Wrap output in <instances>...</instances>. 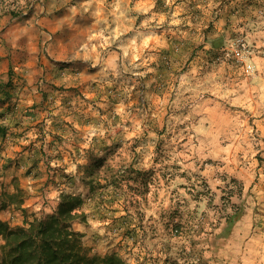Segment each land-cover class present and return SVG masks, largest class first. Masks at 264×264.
Wrapping results in <instances>:
<instances>
[{
    "label": "rangeland",
    "instance_id": "1",
    "mask_svg": "<svg viewBox=\"0 0 264 264\" xmlns=\"http://www.w3.org/2000/svg\"><path fill=\"white\" fill-rule=\"evenodd\" d=\"M16 187L13 226L81 196L91 254L264 264V0H0Z\"/></svg>",
    "mask_w": 264,
    "mask_h": 264
},
{
    "label": "trees",
    "instance_id": "2",
    "mask_svg": "<svg viewBox=\"0 0 264 264\" xmlns=\"http://www.w3.org/2000/svg\"><path fill=\"white\" fill-rule=\"evenodd\" d=\"M22 190L3 192L0 208L23 207ZM83 198L62 193L58 209L44 217L25 218L21 225H11L0 216V264H126L115 254H91L82 233L73 223L84 221Z\"/></svg>",
    "mask_w": 264,
    "mask_h": 264
}]
</instances>
